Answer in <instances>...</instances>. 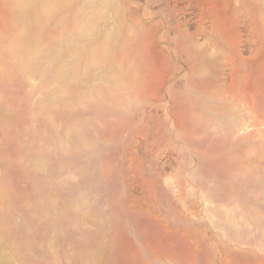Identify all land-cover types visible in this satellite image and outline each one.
<instances>
[{"label":"rangeland","instance_id":"1","mask_svg":"<svg viewBox=\"0 0 264 264\" xmlns=\"http://www.w3.org/2000/svg\"><path fill=\"white\" fill-rule=\"evenodd\" d=\"M0 264H264V0H0Z\"/></svg>","mask_w":264,"mask_h":264}]
</instances>
